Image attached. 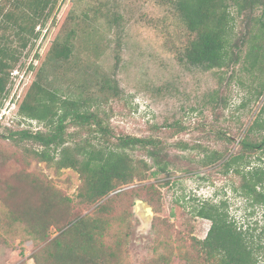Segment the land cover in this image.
Segmentation results:
<instances>
[{
  "label": "rangeland",
  "instance_id": "1",
  "mask_svg": "<svg viewBox=\"0 0 264 264\" xmlns=\"http://www.w3.org/2000/svg\"><path fill=\"white\" fill-rule=\"evenodd\" d=\"M171 3L55 0L46 9L48 16L36 25V38L12 69L0 103V198L16 188L17 195H27L30 203L36 198L33 185L43 182L70 199L72 218L95 209L94 204L79 203L78 173L39 160L34 152L42 147L37 143L9 137L20 129L44 130L42 123L20 115L18 105L57 36L74 31V47L69 60L44 64L42 73L52 85L66 93L92 88L98 97L106 94L99 114L111 140L129 134L152 138L163 148L168 173L156 174L143 149H128L134 160L144 159L150 166L142 181L122 187L133 193L109 195L103 238L105 248L113 249L114 264H204L196 240L205 237L210 221L193 212L205 200H224L230 216L250 230L262 224V209L232 189L238 176L225 173L220 161L205 167L199 160L203 154L228 157L237 151L264 99L256 96L264 64L258 73L249 72L247 63L232 70L187 64L181 57L187 32ZM13 9V0H0V14ZM248 26L245 17H237L233 32L239 34ZM104 77L115 83V95L94 85ZM88 131L77 125L65 130L74 141L93 138ZM48 151L54 156V150ZM0 209L3 218L6 209ZM48 232L52 238L59 231L52 225ZM26 234L17 223L8 232L0 229V264H34L32 255L43 242Z\"/></svg>",
  "mask_w": 264,
  "mask_h": 264
},
{
  "label": "trees",
  "instance_id": "2",
  "mask_svg": "<svg viewBox=\"0 0 264 264\" xmlns=\"http://www.w3.org/2000/svg\"><path fill=\"white\" fill-rule=\"evenodd\" d=\"M170 1L187 32L181 55L187 64L205 70H232L238 63H247L249 72H262L264 0ZM54 2L13 0L15 9L0 14V103L7 94L12 69L30 41L36 38L35 27L48 16L46 9H51ZM237 17H245L249 22L246 30L239 34L233 32ZM73 34L74 31L69 30L53 40L18 105L20 115L42 123L44 130L20 129L10 132L9 137L37 143L42 147L34 152L39 160L54 161L57 168L76 171L80 179L79 203L94 204L95 209L91 214L72 218L68 197L46 183L35 182L31 192H36V198L32 196L30 203L27 195H17L16 188L0 198V207L6 209L4 217L0 218V229L8 232V228L17 223L27 236L43 242L32 255L34 264H114L113 249L105 248L103 238L104 214L112 198L109 195L133 193L123 191L122 187L134 180L142 181L150 166L144 159L134 160L128 149L139 147L146 152L156 167L152 174L166 172L169 162L163 148L152 138L129 134L116 136L115 140L109 138L111 134L99 114V104L108 100L106 94L98 97L92 88L77 94L62 92L42 73L46 62L55 64L70 59ZM94 85L101 92L115 95L116 85L108 78L96 80ZM256 96H264V80L258 83ZM69 125L88 129L91 139L96 141L72 140L65 132ZM254 134L257 136L252 137ZM71 141L73 143L68 144ZM48 149L54 150L57 156L51 155ZM219 161L225 173L232 172L239 178L232 189L245 201L262 209V224L250 230L230 216L224 200H205L193 212L210 221L205 237L196 240L198 254L202 255L204 264H264V99L233 155L203 154L199 163L206 167ZM52 225L59 232L50 238L48 231Z\"/></svg>",
  "mask_w": 264,
  "mask_h": 264
},
{
  "label": "water",
  "instance_id": "3",
  "mask_svg": "<svg viewBox=\"0 0 264 264\" xmlns=\"http://www.w3.org/2000/svg\"><path fill=\"white\" fill-rule=\"evenodd\" d=\"M166 173H168V172H166ZM149 211H150V210L147 208V212H148V213H149Z\"/></svg>",
  "mask_w": 264,
  "mask_h": 264
}]
</instances>
